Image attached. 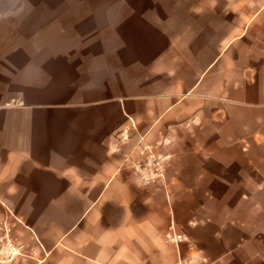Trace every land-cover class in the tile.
Returning <instances> with one entry per match:
<instances>
[{
	"label": "crops",
	"instance_id": "crops-1",
	"mask_svg": "<svg viewBox=\"0 0 264 264\" xmlns=\"http://www.w3.org/2000/svg\"><path fill=\"white\" fill-rule=\"evenodd\" d=\"M64 7L42 55L36 2L0 0V264H264V1ZM130 118L170 154L148 186Z\"/></svg>",
	"mask_w": 264,
	"mask_h": 264
},
{
	"label": "rangeland",
	"instance_id": "rangeland-1",
	"mask_svg": "<svg viewBox=\"0 0 264 264\" xmlns=\"http://www.w3.org/2000/svg\"><path fill=\"white\" fill-rule=\"evenodd\" d=\"M9 1H17V0H9ZM20 1V0H19ZM25 2H36V8L39 9L36 13L40 15L39 21H36V43L32 42V36L29 35L27 31H25V42L20 44L21 46H24L25 50H32L34 46H36V50L40 52V54H47L49 51L56 50H62L64 46V35H61L63 27H59L58 25H49V19L50 16H58L60 13H63L61 9H64V4H71L73 6H80V4H106V3H114V2H124V1H133L135 3H141L143 0H23ZM149 2L154 3H176L180 2L183 4H192V3H201L206 6L208 4H215L217 2L218 6L223 2V0H146ZM237 2H241L243 0H236ZM250 1V9L255 10L257 5L262 3L264 0H249ZM77 8V7H72ZM50 9H54L56 11H50ZM72 13H78L76 11H73ZM163 15L170 14V11H164L162 12ZM51 14V15H50ZM236 15H230L229 19L232 21L236 18ZM15 28H10V31L15 33ZM17 29V28H16ZM27 30V28H25ZM60 35V36H59ZM219 47V42H218ZM219 52V48H218ZM203 59V57H202ZM201 59V60H202ZM13 62H16V60H12ZM27 62V60H25ZM137 132V128L134 130ZM132 136V135H131ZM132 138L130 137L126 142L122 141L120 144V147L124 153V157L127 153H130L131 158L138 157V150L140 147L139 139L138 141H131ZM170 159V158H169ZM126 161V160H125ZM129 162L128 160L126 163ZM166 166L164 170V177L166 173ZM132 172V171H131ZM133 174V172H132ZM134 175V174H133ZM2 238V237H1ZM0 238V239H1ZM1 242V240H0Z\"/></svg>",
	"mask_w": 264,
	"mask_h": 264
},
{
	"label": "built area",
	"instance_id": "built-area-1",
	"mask_svg": "<svg viewBox=\"0 0 264 264\" xmlns=\"http://www.w3.org/2000/svg\"><path fill=\"white\" fill-rule=\"evenodd\" d=\"M136 128L135 122L130 118V124L120 131V144L122 141L126 142L131 137L132 130L134 131ZM139 143L138 157L131 158L130 153H127L124 158L129 161L127 163L137 181L148 186L163 179L165 165L170 154L157 152L154 145L146 142L143 137L139 138ZM183 238V234L176 233L174 230L167 233V239L171 242L178 243ZM0 240V263H2L13 259L18 251L9 238L2 237Z\"/></svg>",
	"mask_w": 264,
	"mask_h": 264
}]
</instances>
